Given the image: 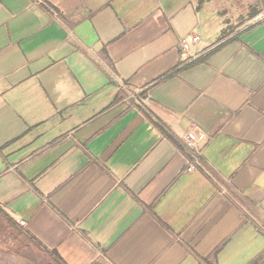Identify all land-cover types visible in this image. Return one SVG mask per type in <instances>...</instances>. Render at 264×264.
<instances>
[{"label": "crops", "instance_id": "1", "mask_svg": "<svg viewBox=\"0 0 264 264\" xmlns=\"http://www.w3.org/2000/svg\"><path fill=\"white\" fill-rule=\"evenodd\" d=\"M0 264H264V0H0Z\"/></svg>", "mask_w": 264, "mask_h": 264}, {"label": "built area", "instance_id": "2", "mask_svg": "<svg viewBox=\"0 0 264 264\" xmlns=\"http://www.w3.org/2000/svg\"><path fill=\"white\" fill-rule=\"evenodd\" d=\"M197 40H199V35L198 34H194L190 38L182 39L180 41L182 49L187 52V50L190 47L189 43L190 42H195ZM186 133H187L186 137H187V140H188V146L190 148L195 149L197 151V147H198L199 143L206 139V134L203 133L201 130H195V129H191V130L187 131ZM193 168H194L193 165H189V166H187L186 170L191 171Z\"/></svg>", "mask_w": 264, "mask_h": 264}]
</instances>
